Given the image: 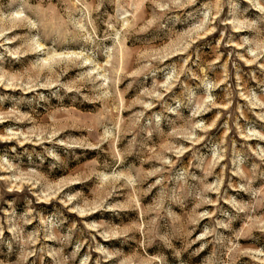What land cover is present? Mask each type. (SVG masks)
Here are the masks:
<instances>
[{
    "label": "rangeland",
    "instance_id": "obj_1",
    "mask_svg": "<svg viewBox=\"0 0 264 264\" xmlns=\"http://www.w3.org/2000/svg\"><path fill=\"white\" fill-rule=\"evenodd\" d=\"M0 264H264V0H0Z\"/></svg>",
    "mask_w": 264,
    "mask_h": 264
}]
</instances>
